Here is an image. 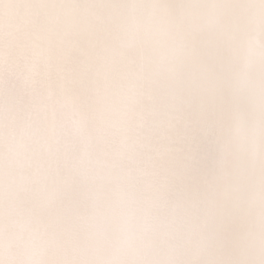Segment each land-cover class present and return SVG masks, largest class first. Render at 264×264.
I'll return each mask as SVG.
<instances>
[{"label": "snow or ice", "instance_id": "1", "mask_svg": "<svg viewBox=\"0 0 264 264\" xmlns=\"http://www.w3.org/2000/svg\"><path fill=\"white\" fill-rule=\"evenodd\" d=\"M0 264H264V0H0Z\"/></svg>", "mask_w": 264, "mask_h": 264}]
</instances>
